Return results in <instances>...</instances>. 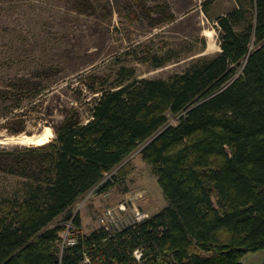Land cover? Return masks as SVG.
<instances>
[{
	"label": "trees",
	"instance_id": "16d2710c",
	"mask_svg": "<svg viewBox=\"0 0 264 264\" xmlns=\"http://www.w3.org/2000/svg\"><path fill=\"white\" fill-rule=\"evenodd\" d=\"M235 1L215 19L220 51L167 78L138 77L126 64L83 69L95 62L84 55L75 80L63 85L65 67L54 55L11 50L38 41L39 32L20 22L15 36L0 30V43L10 44L0 50V129L30 135V120H47L54 133L40 144L0 143V264H242L264 247V0ZM67 2L75 13L98 7ZM211 2H202L205 13ZM103 9L112 15V7ZM148 13L155 26L176 19L166 3ZM196 38L204 50L206 38ZM139 46L130 49L137 61L167 63L147 46V56H137ZM137 149L166 206L119 229L83 233L71 207L92 188L102 193L124 178L123 166L106 174ZM58 218L64 223L55 225ZM69 220L79 235L60 248Z\"/></svg>",
	"mask_w": 264,
	"mask_h": 264
},
{
	"label": "rangeland",
	"instance_id": "374dc122",
	"mask_svg": "<svg viewBox=\"0 0 264 264\" xmlns=\"http://www.w3.org/2000/svg\"><path fill=\"white\" fill-rule=\"evenodd\" d=\"M2 1L3 3H0L2 35L9 33L10 36H15L19 26L24 25L27 31L30 30L28 27H31L32 34L39 32L42 36L36 42L15 44L11 50H22L27 55L29 53H36L38 56L45 54V57L54 55L55 60L60 61L61 66L65 67L60 75L65 76L64 80H60V84L63 85L73 80L74 71L81 68L80 63L84 55H87V59L95 58V62L83 69L97 65L102 70L111 72L118 65L126 64L136 68L138 77L146 78H167L173 73L181 72L189 66L193 58L200 55L212 56L220 51L218 33L214 29L215 19L221 12L234 6L233 0H212L208 13H205L201 6L204 0H92L98 5L94 12L75 13L68 0ZM158 3L168 4L176 19L155 26L153 17L156 14H149L148 9ZM103 7H112V15L108 16ZM187 10L190 13L188 18L185 16L189 13L183 15ZM2 15L8 16L6 20L9 25L5 32ZM18 22L21 24L19 25ZM114 29L116 31H113ZM205 29L212 30L211 37L204 34ZM198 34L206 38L204 50L199 39L196 38ZM47 36L51 39L46 38ZM1 41L0 50H6L10 44L6 39ZM142 44L145 46L141 49L140 46L138 47L137 56L146 57L147 54L143 55L141 51L147 48L150 57L160 55L162 59H167V63L156 68L151 62L137 61L130 49ZM60 54H68V56L79 54L82 55V59L69 61L70 58L65 55L59 58ZM117 55L120 57L118 60ZM21 67L23 69L28 67V62L25 61L24 64L16 66L15 70ZM241 70L242 66L239 67V72ZM49 119L52 122V118ZM170 119L173 124L177 122L173 117ZM46 121L30 120L27 124L30 135L22 133L18 136H9L0 129V143L38 144V138L43 136L46 127H50L46 125ZM50 129L52 133L45 134V141L54 136L51 127ZM138 152L139 149L135 150L106 174L107 177L114 175L123 166L124 178L116 181L112 187L102 193L97 192V186L92 188L71 207L70 213L80 214L83 233H90L102 226L99 219L106 208L113 209L114 216L112 223L109 224L113 230L130 224L135 207L151 216L166 206L167 199L152 166L147 164ZM120 203H126L125 212L120 211L118 207ZM61 223H64L61 218L55 221V225ZM59 235V247L62 248L69 234L65 228ZM241 262L242 264H264V247L247 252L243 255Z\"/></svg>",
	"mask_w": 264,
	"mask_h": 264
},
{
	"label": "built area",
	"instance_id": "2783aa9c",
	"mask_svg": "<svg viewBox=\"0 0 264 264\" xmlns=\"http://www.w3.org/2000/svg\"><path fill=\"white\" fill-rule=\"evenodd\" d=\"M119 209L121 212H125L126 209H127V206H126V203H120L119 204ZM113 209L112 208H106V210L104 211L103 215L100 217L99 221L101 222L102 224V227H104L105 229L107 230H110V226L109 224L112 223V218L114 216L113 214ZM134 213H133V218L131 219V223H134V222H140L148 217H150V215L144 211H140L139 208L135 207L134 209ZM125 226V225H124ZM119 229V228H118ZM66 231H68V240L65 244L62 245V247L64 245H73L76 243L77 241V238H78V235H79V230L76 229L74 227V225L72 224V220H69L67 223H66ZM134 255L137 259L140 258L141 256V252L137 249L134 251ZM85 262H89L90 261V258L88 256L85 257Z\"/></svg>",
	"mask_w": 264,
	"mask_h": 264
},
{
	"label": "bare ground",
	"instance_id": "6f19581e",
	"mask_svg": "<svg viewBox=\"0 0 264 264\" xmlns=\"http://www.w3.org/2000/svg\"><path fill=\"white\" fill-rule=\"evenodd\" d=\"M204 34L206 35V36H208V37H211L212 36V30H210V29H205L204 30ZM46 132V133H45ZM44 132V134H43V136H40L39 138H38V140H37V143L38 144H40V143H43V142H45V140H44V138H45V134H51L52 133V131H51V129H50V127H46V131Z\"/></svg>",
	"mask_w": 264,
	"mask_h": 264
},
{
	"label": "crops",
	"instance_id": "0c3cea01",
	"mask_svg": "<svg viewBox=\"0 0 264 264\" xmlns=\"http://www.w3.org/2000/svg\"><path fill=\"white\" fill-rule=\"evenodd\" d=\"M233 5H234V6L237 5V2H236L235 0H233ZM234 6H233V7H234ZM226 11H228V10H226ZM226 11L221 12L220 15L224 14Z\"/></svg>",
	"mask_w": 264,
	"mask_h": 264
}]
</instances>
